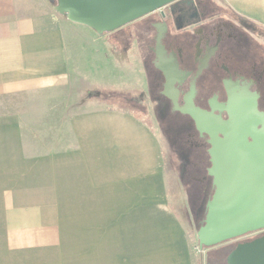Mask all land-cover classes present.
I'll use <instances>...</instances> for the list:
<instances>
[{
	"label": "crops",
	"instance_id": "0c3cea01",
	"mask_svg": "<svg viewBox=\"0 0 264 264\" xmlns=\"http://www.w3.org/2000/svg\"><path fill=\"white\" fill-rule=\"evenodd\" d=\"M217 1L264 30V0ZM54 3L0 0V264H197L170 206L161 141L128 109L62 112L71 145L28 147L11 102L61 92L83 105L74 50L103 36Z\"/></svg>",
	"mask_w": 264,
	"mask_h": 264
},
{
	"label": "flooded vegetation",
	"instance_id": "af4514ba",
	"mask_svg": "<svg viewBox=\"0 0 264 264\" xmlns=\"http://www.w3.org/2000/svg\"><path fill=\"white\" fill-rule=\"evenodd\" d=\"M219 4L175 0L132 21L130 31L122 29L116 36L123 37V48L132 45V57L142 67L152 119L168 126L194 220L206 213L215 185L208 174L209 137L181 109L192 102L226 118L218 107L227 100L225 82L231 80L257 92L258 106L264 111V47L257 41L263 34L250 32L256 25L237 15H221ZM139 105L146 111L143 101ZM263 236L261 228L212 247L207 264H229L227 256L236 246Z\"/></svg>",
	"mask_w": 264,
	"mask_h": 264
},
{
	"label": "water",
	"instance_id": "95a60500",
	"mask_svg": "<svg viewBox=\"0 0 264 264\" xmlns=\"http://www.w3.org/2000/svg\"><path fill=\"white\" fill-rule=\"evenodd\" d=\"M173 1L55 0L53 8L68 20L104 35ZM225 85L228 97L218 109L225 111L226 118L192 102L181 109L190 114L200 133L208 135L210 144L208 174L213 176L215 191L191 238L200 250L264 228V111L258 106L257 92L231 80ZM227 262L264 264V236L236 246Z\"/></svg>",
	"mask_w": 264,
	"mask_h": 264
},
{
	"label": "rangeland",
	"instance_id": "374dc122",
	"mask_svg": "<svg viewBox=\"0 0 264 264\" xmlns=\"http://www.w3.org/2000/svg\"><path fill=\"white\" fill-rule=\"evenodd\" d=\"M219 6L217 5L221 9V15L230 18L235 16L227 7L222 4H219ZM131 29L132 23L125 25L123 31L126 33L127 30L130 31ZM119 31L120 29L103 36L83 39V47L76 46L74 50L77 57L73 59L72 68L75 77L78 76L80 79V89H82L81 94L83 96L80 95L84 98L83 105H78L77 101L80 97L74 94L68 96L72 103L69 100L68 103H65L62 96L64 93L58 92L57 95L40 93V95L25 96L23 105L19 100V104L11 102L13 104L9 106L10 108H23L26 142L29 143L30 150L34 148L37 152L61 148L68 144L71 145L73 142L68 120L63 118L62 112L108 106L134 108V111L146 120V123L154 130L161 141L170 206L173 207L178 218L186 226L185 228L191 240L195 236L197 226L196 220H194L190 211L189 199L184 191L187 185L182 182L176 169L178 165L177 155L174 151L176 147L171 144L168 126L161 120L158 124V121L155 122L151 117L150 101L147 98V80L142 67L132 57V45L131 49L127 47L129 50L123 48L124 41H122L123 37L121 35H119L121 37L116 42L112 40L114 37L116 38ZM256 31L263 34L257 41L262 43L264 47V30L257 25L255 30L250 29L252 33ZM96 35L99 34L96 33ZM141 101H143L146 111L139 105ZM80 102L82 101L80 100ZM191 243L195 262L197 264H207L206 254L209 249L198 252L197 241L191 240Z\"/></svg>",
	"mask_w": 264,
	"mask_h": 264
},
{
	"label": "trees",
	"instance_id": "16d2710c",
	"mask_svg": "<svg viewBox=\"0 0 264 264\" xmlns=\"http://www.w3.org/2000/svg\"><path fill=\"white\" fill-rule=\"evenodd\" d=\"M127 109V108H126ZM128 111L130 113H132L135 117L139 118L140 120L146 122V120L144 118H142L141 116H139L135 111H134V108L132 109H128ZM146 113V112H144ZM148 124V123H147ZM205 214H202L201 216H198L197 219H196V226H199L201 223H202V220L204 218Z\"/></svg>",
	"mask_w": 264,
	"mask_h": 264
},
{
	"label": "built area",
	"instance_id": "2783aa9c",
	"mask_svg": "<svg viewBox=\"0 0 264 264\" xmlns=\"http://www.w3.org/2000/svg\"><path fill=\"white\" fill-rule=\"evenodd\" d=\"M197 250H198V252H201V251H203V250H200L198 246H197Z\"/></svg>",
	"mask_w": 264,
	"mask_h": 264
}]
</instances>
